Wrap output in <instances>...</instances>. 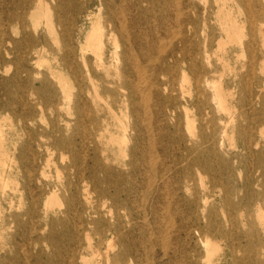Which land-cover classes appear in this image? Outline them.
Instances as JSON below:
<instances>
[{"label":"bare ground","instance_id":"1","mask_svg":"<svg viewBox=\"0 0 264 264\" xmlns=\"http://www.w3.org/2000/svg\"><path fill=\"white\" fill-rule=\"evenodd\" d=\"M8 39L25 62L38 55L16 75L66 111L57 143L76 174L63 194L33 189L51 161L25 165L24 142L12 154L24 124L13 138L0 114V238L28 226L26 264H43L44 224L56 264H264V0H0ZM1 84L8 110L16 95ZM1 250L0 264H18Z\"/></svg>","mask_w":264,"mask_h":264},{"label":"rangeland","instance_id":"2","mask_svg":"<svg viewBox=\"0 0 264 264\" xmlns=\"http://www.w3.org/2000/svg\"><path fill=\"white\" fill-rule=\"evenodd\" d=\"M19 11V10H18ZM78 28L81 29L84 35L85 31L89 28L90 22L89 19L86 18L85 14H81L78 17ZM22 28L20 24L16 21L13 22L12 27L7 29V35L14 39L20 40L22 38L23 33L21 32ZM46 25L42 24L39 27L38 33H46ZM49 40H51L50 36L48 35ZM41 48V45H39ZM9 49L10 55L6 54V50ZM24 45H19L12 43L8 40L3 41L0 43V94L4 93L1 82L8 81L10 83V89L12 92L15 93L16 98L11 99L9 109H0L1 116L7 118L8 123H12L11 134L13 138H16V134L14 132L15 129L20 128V124L23 123L24 130L22 136L16 141V145L14 146V142L10 144V146H14L11 150L12 154L17 155L19 153V146H21L22 142L25 145V153H24V163L28 165L33 157L31 153H35L37 163L44 162L47 159H50V165H47L46 172L44 175L41 176L42 181L39 183L35 180L31 187L36 189L38 185H42L43 189L49 191L52 188H56L58 192L63 194L67 180L76 181V174L74 169H66V165L70 164L73 159H71V153L66 147L63 145H59L57 143L58 137L60 136V132L57 130L58 124H62L64 126V121H62V117L68 116L66 111L59 108L56 103H52L47 99L42 98V94L49 95L50 97V90L49 89H40L35 88L34 92H32V87L29 82V77L25 72H21V74L16 75L17 69L25 66H29L32 69H36L38 66L36 65V61L38 59L37 54H33V59L30 62H25L22 55ZM48 57L50 62L56 66V61L53 57V54L49 53ZM43 71L47 72V68L44 66L42 67ZM49 73V72H48ZM49 75V74H48ZM43 78V75L37 76L35 79V83L37 85L40 84V80ZM52 81L53 79L50 78ZM55 81V80H54ZM14 95V96H15ZM25 100V105H21L19 100ZM29 104V105H28ZM24 113V117L22 118V122L20 121L21 115ZM10 125V124H9ZM8 125V126H9ZM72 127H65L62 131L64 135L69 136L72 132ZM10 130V129H9ZM19 131H21L19 129ZM43 133V135L39 137L37 133ZM11 138V140L13 139ZM33 140V141H32ZM40 141L42 143V147L39 149L37 146L36 141ZM41 155V157H39ZM19 162V161H18ZM20 163V162H19ZM18 163V164H19ZM28 167V166H26ZM59 169V170H58ZM17 170H13V175L15 180L18 181L19 188L23 186L24 183V171H20L19 173L16 172ZM61 174V175H60ZM63 175H66L63 176ZM69 176V177H68ZM208 179V178H207ZM206 179V180H207ZM208 181V180H207ZM31 191V190H30ZM30 191L27 190V195L30 197ZM67 193V191H66ZM69 193V192H68ZM219 194V192L217 193ZM15 194L14 196H17ZM45 196V195H44ZM44 197L40 198V201H43ZM18 200V196L15 198ZM24 210H27L30 203L27 196L23 199ZM220 201L219 198L215 201L216 208L218 207V211L220 212ZM56 207V206H55ZM9 213V210H6ZM17 209L14 208L12 212H16ZM53 213L50 214V216ZM53 216V215H52ZM26 218V217H25ZM27 219V218H26ZM40 217H36L34 219V223L38 225ZM48 219V218H47ZM45 220H42L44 223ZM45 229H39L38 233L42 237L41 246L44 253L43 257V264H56L58 262V239L56 238V234L52 237L49 236L50 231L52 230V226L48 225L45 226ZM21 230H16L15 227L9 229L7 234L0 238V250L3 246L11 253L14 254V257L17 259L18 264H26V259L29 257V252H34L30 248V229L28 226ZM222 245L225 247L227 242L221 241ZM23 244V245H22ZM25 245V246H24ZM24 246V247H23ZM158 248V246H156ZM2 251V250H1ZM61 251V250H60ZM61 254L65 256L67 251L64 249L61 251ZM241 254V253H240ZM49 260L47 261V259ZM31 264L34 261L29 258ZM46 259V260H45ZM47 261V262H46Z\"/></svg>","mask_w":264,"mask_h":264}]
</instances>
